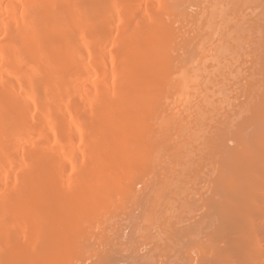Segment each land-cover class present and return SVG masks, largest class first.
Masks as SVG:
<instances>
[{
    "label": "bare ground",
    "instance_id": "6f19581e",
    "mask_svg": "<svg viewBox=\"0 0 264 264\" xmlns=\"http://www.w3.org/2000/svg\"><path fill=\"white\" fill-rule=\"evenodd\" d=\"M0 264H264V0H0Z\"/></svg>",
    "mask_w": 264,
    "mask_h": 264
},
{
    "label": "rangeland",
    "instance_id": "374dc122",
    "mask_svg": "<svg viewBox=\"0 0 264 264\" xmlns=\"http://www.w3.org/2000/svg\"><path fill=\"white\" fill-rule=\"evenodd\" d=\"M125 233H126V232H124V236H123V238H124V237H125V238H128V234H129V233H128V232H127V234H125ZM126 236H127V237H126ZM125 238H124V239H125ZM125 240H126V239H125ZM193 248H194V247H193ZM197 251H198V250H197ZM197 251H196V253H198V255H197L196 253H195V255H197L196 257L198 258V256H199V252H197ZM194 252H195V250L193 249V258L195 257ZM190 253H191V252H190ZM190 256H191V255H190ZM197 258H196V259H197ZM188 260H189V259H188ZM186 261H187V260H186Z\"/></svg>",
    "mask_w": 264,
    "mask_h": 264
}]
</instances>
